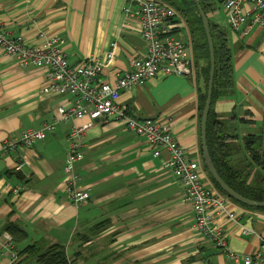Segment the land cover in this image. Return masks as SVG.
<instances>
[{
  "label": "crops",
  "instance_id": "crops-1",
  "mask_svg": "<svg viewBox=\"0 0 264 264\" xmlns=\"http://www.w3.org/2000/svg\"><path fill=\"white\" fill-rule=\"evenodd\" d=\"M128 5L136 7L129 0H0V29L29 44L41 41L39 32L59 37L72 65L101 61L112 48L114 57L99 77L113 83L145 50L137 19L124 10ZM206 14L223 28L232 49L231 93L215 99L213 112L234 136L228 141L241 144L244 136L257 135L264 144V27L249 17L233 32L226 17H216V9ZM178 34L194 59L196 42L192 50L187 22ZM46 83L45 67L20 66L0 49V264H13L19 259L16 250L35 241L63 245L73 264H244L243 255L261 248L264 212L231 200L227 210L237 220L226 214L217 220L227 236L226 250L240 259L228 258L202 237L180 182L163 166L169 151L154 156L143 136L112 118L92 120L81 135L75 171L89 197L73 203L63 190V163L70 131L88 118L58 120L57 108L70 105L73 96L43 92ZM198 83L194 65L187 77L158 73L141 87L122 90L118 103L129 115L165 120L186 158L199 164L201 180L213 187L201 155ZM55 119L44 139L2 152L5 139ZM14 186L19 193H13ZM8 222L26 232L16 244ZM243 227L252 232L244 233Z\"/></svg>",
  "mask_w": 264,
  "mask_h": 264
},
{
  "label": "built area",
  "instance_id": "built-area-1",
  "mask_svg": "<svg viewBox=\"0 0 264 264\" xmlns=\"http://www.w3.org/2000/svg\"><path fill=\"white\" fill-rule=\"evenodd\" d=\"M129 2L135 3L136 7L128 5L124 10L129 17L134 16L137 19L145 50L143 56L130 59L129 70L118 76L113 83L99 77L103 67L114 57L112 48L104 54L101 61L92 59L72 65L62 51L61 38L39 32L41 41L29 44L21 36L10 37L0 29V49L4 54L13 56L20 66L45 67L47 83L41 89L43 92L73 96L70 105L57 108L58 120L88 118L82 126L70 131L69 151L63 164L67 175L63 181V190L73 203L84 202L89 197L87 191L76 185V175L73 173L76 161L82 157L81 135L91 125L92 120L106 117L122 121L130 131L145 138L153 148L154 156L159 155L161 149L169 151L163 166L169 167L180 182L184 199L192 206L194 229L217 248L225 251L228 258L237 262L240 259L239 254L226 250L227 236L217 220L219 214H226L229 218L237 220L235 214L227 210L230 199L201 180L199 164L186 158L185 150L176 141L165 120L129 115L118 103L122 90L141 87L158 73L187 77L193 71L185 43L177 35L182 23L175 8L164 0ZM220 2L233 32L239 30L249 17L253 24L264 27V0ZM57 119L43 122L38 127L26 128L19 135L5 139L2 152L7 153L18 146L31 145L44 139L46 133L55 127ZM15 167L18 169L21 164L17 163ZM12 191L17 194L20 188L14 187ZM243 231L249 234L252 232L249 227H243ZM242 260L244 264H264V242L261 248L252 254L243 255Z\"/></svg>",
  "mask_w": 264,
  "mask_h": 264
},
{
  "label": "trees",
  "instance_id": "trees-1",
  "mask_svg": "<svg viewBox=\"0 0 264 264\" xmlns=\"http://www.w3.org/2000/svg\"><path fill=\"white\" fill-rule=\"evenodd\" d=\"M175 1V6L179 5L178 11L182 14L191 28L193 39H195L196 42L193 62L195 67H198L199 70V83L197 86L199 102L198 120H200L202 108L206 99L210 69L208 43L194 0ZM198 1L205 13L216 9L213 0ZM209 28L214 47V76L206 127L208 151L216 171L233 190L249 199L262 202L264 201L263 140H261V137H258L257 135H246L242 138L243 142L241 144L228 141L234 139V136H229L227 134L226 124L217 120L216 114L213 112L212 105L215 99L231 93L232 49L228 44L227 36L222 27L212 24L211 20H209ZM199 59L202 61H199ZM233 155H237L238 157L236 159H232ZM204 169L206 170L205 166ZM63 173V179H65L67 175L64 172V167ZM73 173L76 175V185L78 186V175L75 171V166L73 168ZM207 174L210 178L212 186L220 194L228 197L219 188L211 175L208 172ZM228 198L236 204L246 208L264 212V207L248 206L239 203L230 197ZM80 203H83V201L77 204ZM96 228L97 225H95L92 229L96 231ZM6 230L9 231L11 235V242L13 244L18 243L26 236V232L14 222H8ZM16 253L17 258L19 257V259L13 264H73L72 258L67 256L65 247L59 243L47 244L42 241H35L17 249Z\"/></svg>",
  "mask_w": 264,
  "mask_h": 264
},
{
  "label": "water",
  "instance_id": "water-1",
  "mask_svg": "<svg viewBox=\"0 0 264 264\" xmlns=\"http://www.w3.org/2000/svg\"><path fill=\"white\" fill-rule=\"evenodd\" d=\"M198 14L201 18L202 27L205 32L206 40L208 43V50H209V61H210V69H209V78H208V85L206 91V99L202 108L201 118H200V146H201V155L203 159L204 166L207 172L211 175L214 179L216 184L219 188L230 198L233 200L248 205V206H256V207H264V201H255L249 199L240 193L233 190L218 174L215 169V166L212 162L210 157L207 141H206V127H207V116L209 112L210 102H211V94H212V83H213V76H214V47L212 42V37L209 28V20L207 14L203 11L201 5L199 4L198 0H194Z\"/></svg>",
  "mask_w": 264,
  "mask_h": 264
},
{
  "label": "rangeland",
  "instance_id": "rangeland-1",
  "mask_svg": "<svg viewBox=\"0 0 264 264\" xmlns=\"http://www.w3.org/2000/svg\"><path fill=\"white\" fill-rule=\"evenodd\" d=\"M166 2H168L170 5H172L174 8H175V10H176V12H177V14H178V17H179V21H180V23H185L186 24V20H185V18L182 16V14H180V12L178 11L179 9H178V7H179V5H177V6H175V4L174 3H176V1L175 0H165ZM220 1V0H219ZM213 2L214 3H216L215 5H216V17L218 18V19H222V20H225V17H226V12H225V9L223 8V6H222V4H221V2L219 3L218 2V0H213ZM210 12V11H209ZM213 20H214V18L212 17L211 18V22H213ZM226 21V20H225ZM179 34H180V30H179ZM179 34H177L178 36H179ZM180 37V36H179ZM181 38V37H180ZM192 41H193V38L192 37H190V44H191V47H192V50H193V44H192ZM192 58V57H191ZM190 58V60H191V63H192V66L194 65V62H193V58L191 59ZM195 66V65H194Z\"/></svg>",
  "mask_w": 264,
  "mask_h": 264
}]
</instances>
